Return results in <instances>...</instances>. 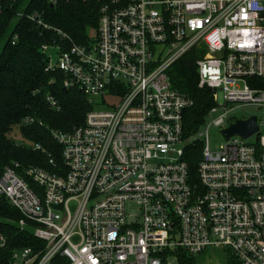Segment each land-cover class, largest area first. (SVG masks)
I'll use <instances>...</instances> for the list:
<instances>
[{
  "label": "built area",
  "instance_id": "2783aa9c",
  "mask_svg": "<svg viewBox=\"0 0 264 264\" xmlns=\"http://www.w3.org/2000/svg\"><path fill=\"white\" fill-rule=\"evenodd\" d=\"M98 1L94 37L40 46L45 69L91 106L82 124L51 130L60 163L0 166V197L34 238L11 251V264H185L207 246L225 249L230 264H264V124L214 148L207 134L233 122V103L264 106V0ZM27 17L46 26L37 11ZM193 48L204 51L198 85L214 104L185 138L193 101L167 70ZM194 138L195 180L183 159Z\"/></svg>",
  "mask_w": 264,
  "mask_h": 264
},
{
  "label": "trees",
  "instance_id": "16d2710c",
  "mask_svg": "<svg viewBox=\"0 0 264 264\" xmlns=\"http://www.w3.org/2000/svg\"><path fill=\"white\" fill-rule=\"evenodd\" d=\"M98 7V0H55L53 4L48 0H0V166L18 163L17 171L28 165L53 169L49 157L60 163V145L51 130H70L82 124L91 106L78 88H63L62 75L57 70L45 69L46 56L40 46L86 43L89 32L96 30ZM35 11L46 26L27 17ZM14 34L17 39L12 43ZM203 54V50L193 48L167 70L172 86L193 101L183 112L185 138L196 135L208 108L214 104L211 89L198 85L195 61ZM249 82L254 85V79ZM46 94L57 100L58 109L50 107ZM13 126H18L28 145L18 144L9 136ZM37 144L44 151L34 148ZM201 150L202 141L198 138L184 145L183 159L193 180ZM19 219L20 213L0 197V233L6 238L5 246L0 247V264H11L14 248L34 242L29 229L19 227ZM184 257L185 264H192L190 257Z\"/></svg>",
  "mask_w": 264,
  "mask_h": 264
},
{
  "label": "rangeland",
  "instance_id": "374dc122",
  "mask_svg": "<svg viewBox=\"0 0 264 264\" xmlns=\"http://www.w3.org/2000/svg\"><path fill=\"white\" fill-rule=\"evenodd\" d=\"M95 34V29L89 32V36L91 37H94ZM49 51L52 54L50 59L54 60V51L51 49ZM231 107L233 108L230 111V120L234 121L238 118H247L248 116L255 115L257 117V125L261 127L262 124H264V106L233 103ZM207 134L209 144L213 148L217 147L223 141V136L220 133L219 127H208ZM9 136L18 144H29V142L22 137L18 126H13L12 131L9 133ZM186 256L190 257V259L192 260V264H230L231 262L229 253L225 249L215 246H207L203 251L199 253Z\"/></svg>",
  "mask_w": 264,
  "mask_h": 264
},
{
  "label": "water",
  "instance_id": "95a60500",
  "mask_svg": "<svg viewBox=\"0 0 264 264\" xmlns=\"http://www.w3.org/2000/svg\"><path fill=\"white\" fill-rule=\"evenodd\" d=\"M256 116L251 115L247 118H238L231 122L227 127L222 128L220 133L224 138H229L232 135H239L242 138H247L257 131Z\"/></svg>",
  "mask_w": 264,
  "mask_h": 264
},
{
  "label": "clouds",
  "instance_id": "9594fccd",
  "mask_svg": "<svg viewBox=\"0 0 264 264\" xmlns=\"http://www.w3.org/2000/svg\"><path fill=\"white\" fill-rule=\"evenodd\" d=\"M210 39H211V37H210Z\"/></svg>",
  "mask_w": 264,
  "mask_h": 264
}]
</instances>
